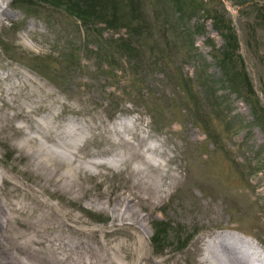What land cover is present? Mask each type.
Returning <instances> with one entry per match:
<instances>
[{"label":"rangeland","instance_id":"obj_1","mask_svg":"<svg viewBox=\"0 0 264 264\" xmlns=\"http://www.w3.org/2000/svg\"><path fill=\"white\" fill-rule=\"evenodd\" d=\"M1 9L2 204L38 199L79 220L62 222L66 238L77 225L123 242L115 199L138 180L171 183L158 207L127 203L143 220L144 264H201L211 229L264 250V0H8ZM9 227L32 231L27 221Z\"/></svg>","mask_w":264,"mask_h":264},{"label":"bare ground","instance_id":"obj_2","mask_svg":"<svg viewBox=\"0 0 264 264\" xmlns=\"http://www.w3.org/2000/svg\"><path fill=\"white\" fill-rule=\"evenodd\" d=\"M7 2L8 0H0V14L3 11L1 7H4ZM66 130H68L67 127ZM76 133L78 134V132ZM122 134L124 135V132H122ZM70 135L72 134L70 133ZM144 139L141 138V140ZM131 145H133V149L130 148L131 151L133 150V155L142 156V153L140 152L139 148L140 145ZM151 148L154 149V151H157L158 146ZM120 155L119 157H121ZM142 168L139 170L142 171ZM145 173H147V171ZM165 184L166 187H163L164 184H154L147 180H138L136 183L133 184V188L130 189L129 192H122L115 199L116 204L120 205V209H116L119 211V213L115 214L114 216V225L116 226V231L119 230L120 232H122L123 230H126L122 233L127 236L128 240L126 238V240L123 242L115 236L112 238V236H106L105 234L103 238L100 239L98 237H95L97 232L93 230H83L82 227L80 228L77 225H75L73 230V236L75 240H73L74 238H66L64 235L66 231H64L65 228H63L62 226V222L65 220V218H68L70 221L76 223L79 220H76L74 218L72 219L71 217H67L66 215H60L53 208L48 207L46 203L41 202L38 199H35V204L31 203V206L25 202L16 204L15 202H10L8 199L5 198L4 204H2L3 200L0 202V257L4 249V252H7L9 255H11V258L9 257L10 259L7 260V262H9L8 264H144L145 262L150 263V259L152 260V258L147 254L148 250L145 243V233H143V229H141V227L139 226V223H142L143 220L141 219L140 222L138 221L139 217L137 214H135V210L132 209L133 205H129L127 203L129 201L132 202V200L134 202L138 201L140 203L142 200L148 199H150L152 203L160 201L164 198V195L167 194L168 190L170 189L171 183ZM117 199L119 200V202L117 201ZM159 204L160 202H156L157 207L160 206ZM126 212H129V215L126 214ZM50 215H57L58 218L51 217ZM21 216H23L25 220L19 219ZM13 220L21 223L27 221L28 229L32 231L26 230L27 232H25L23 230H18L17 228L15 229V231L13 230L15 227L6 228L11 222H14ZM128 228H132L134 229V231H129ZM54 233L55 235L52 237L51 234ZM204 241L205 249L203 252L204 255L202 256L203 259L201 264L209 260H213L215 264H264V250L261 249V246L256 244L252 240H249L246 236L240 235L236 231L233 232L229 230V228L228 230L223 229L220 231H217L215 229L208 230L205 233ZM160 253L161 252H157V254ZM0 264H3V261L1 259Z\"/></svg>","mask_w":264,"mask_h":264}]
</instances>
